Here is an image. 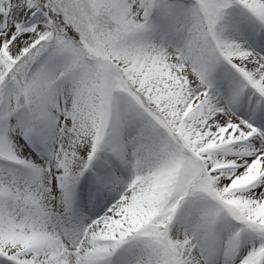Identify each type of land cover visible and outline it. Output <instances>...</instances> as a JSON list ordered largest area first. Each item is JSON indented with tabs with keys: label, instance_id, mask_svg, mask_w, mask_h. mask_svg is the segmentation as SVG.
Masks as SVG:
<instances>
[{
	"label": "snow or ice",
	"instance_id": "6c2138e0",
	"mask_svg": "<svg viewBox=\"0 0 264 264\" xmlns=\"http://www.w3.org/2000/svg\"><path fill=\"white\" fill-rule=\"evenodd\" d=\"M0 264H264V0H0Z\"/></svg>",
	"mask_w": 264,
	"mask_h": 264
}]
</instances>
